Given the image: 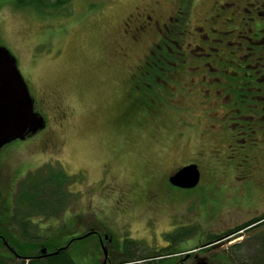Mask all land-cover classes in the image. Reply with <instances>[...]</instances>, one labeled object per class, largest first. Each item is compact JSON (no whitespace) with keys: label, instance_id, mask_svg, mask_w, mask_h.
I'll return each mask as SVG.
<instances>
[{"label":"rangeland","instance_id":"374dc122","mask_svg":"<svg viewBox=\"0 0 264 264\" xmlns=\"http://www.w3.org/2000/svg\"><path fill=\"white\" fill-rule=\"evenodd\" d=\"M197 1L189 17L196 26L212 0ZM0 2V46L47 123L35 139L0 151L3 199L28 175L63 172L66 228H98L117 244L135 242L137 257L168 249L195 255L210 235L264 216V142L233 140L227 99L202 87L201 77L197 83L189 74L143 69L159 38L136 28L151 23L156 30L160 17L176 12L177 0H70L58 11ZM191 164L201 171L200 185L173 188L168 179ZM187 228L196 229L194 238L172 249L166 236ZM256 235L264 239V224L218 249L236 259L232 247ZM248 246L261 261L259 249L253 254ZM72 257L93 263L85 252ZM196 262L208 264L201 256Z\"/></svg>","mask_w":264,"mask_h":264},{"label":"flooded vegetation","instance_id":"af4514ba","mask_svg":"<svg viewBox=\"0 0 264 264\" xmlns=\"http://www.w3.org/2000/svg\"><path fill=\"white\" fill-rule=\"evenodd\" d=\"M196 1L177 0L176 12L169 15L164 22L160 17L161 20L158 19L155 24L156 30L151 27V23L136 28L137 31L145 32V35L156 34L159 38V43L143 62V69L147 74L156 76L189 74L194 76V79L197 78V83L199 76L204 83L202 87L210 88L208 91L218 92L223 83L220 65L223 63L221 60H224L225 64H234L237 68L233 70V66H225L226 74L232 82L241 74L245 92L250 94L249 102H264V0H212L206 6L208 10L197 26L189 18L195 11ZM148 20L153 21L151 17ZM155 62L160 63L159 72L154 71ZM228 126L230 132L233 131L231 122H228ZM231 136L235 140L236 136L232 133ZM32 139L35 137L15 140L10 144L19 143L18 148ZM257 139L264 142L263 136ZM238 141L240 142L238 145H244L242 138ZM2 161L0 154V165ZM41 176L42 178L45 176L43 170ZM21 183L14 188L16 190L14 194H11L13 184L11 185L7 198H2L0 190V258L3 262L15 259L19 264L44 261L59 252L68 254L73 260L72 255L85 252L90 256L92 264H120L124 257L134 255L132 243H129L130 252L127 253L124 250L126 241L117 244L101 229H86L81 234L73 229V226L66 228L64 218L71 209L54 213L49 201L39 210L21 209L22 205L18 206L15 199ZM263 224L261 221L254 227ZM62 229L67 232L65 235ZM192 254L190 252L184 256L179 252L167 250L166 254L164 252L158 254L155 259L124 264H188ZM109 255L112 262L108 260ZM101 257L103 261L100 260Z\"/></svg>","mask_w":264,"mask_h":264},{"label":"trees","instance_id":"16d2710c","mask_svg":"<svg viewBox=\"0 0 264 264\" xmlns=\"http://www.w3.org/2000/svg\"><path fill=\"white\" fill-rule=\"evenodd\" d=\"M21 4L24 6H31L35 9H41V10H51V11H58L63 6H67L70 3V0H18ZM220 65L222 69H220L222 72V88L218 90V95L221 99H227V103L225 105V109L227 110L226 114L228 115V119L226 121L231 122V125L233 126L231 133L233 136H236V138H242L244 141V145H246V142L249 140H252L254 142L258 141L257 138L259 136L264 137V102H249L250 97L249 93L245 92L244 89V83H241V74L235 77L234 82L231 81V79L226 74V68L225 66L228 65L233 66V70L236 68L234 64H229L224 62ZM156 64V70L155 72H159L160 63L155 62ZM237 69V68H236ZM228 84H226V82ZM256 95V93H255ZM254 95V96H255ZM261 133V134H260ZM44 171V170H43ZM67 184V176L64 175L63 172H54L52 173L51 170L47 172V174L42 178L41 171L38 173H35L33 175H29L27 179H24L22 183L19 186V191L15 194V199L17 200L18 206L22 205L23 208H29L33 210L36 208V210H39V208H42L48 201L50 202L51 208L56 213V211H62L66 209L64 207L65 203L67 202V198H64V190ZM47 197V198H46ZM39 198V199H38ZM42 210V209H41ZM56 214H54L55 218ZM263 221L264 222V216L260 218L252 219L251 221H248L242 226L236 227L232 229L231 231L221 234L220 236H214L210 235L206 241L205 244L199 245V247L196 248L198 251L195 255L192 254L190 258L191 264H207L204 262L197 263L196 259L197 257L201 256L205 258L208 261V264H264V239L261 238L260 235H256L251 241H246L245 243H239L235 244L232 249L233 252L236 253L238 256L236 259L233 256L229 255V252L225 250L215 249L213 245L218 244L222 240L231 239L234 236L240 235L247 231H252L254 228H259L257 226L254 227L255 224ZM195 229V228H193ZM192 228L187 229H180L174 234H169L166 237H168L169 243L177 246L178 244L182 242L188 241V239L194 238L193 235L197 233L196 229L195 232L191 231ZM133 248L135 242H129L126 241L124 244V250L128 253L130 252V246ZM246 244V246H245ZM249 244H252V252L258 253L257 248L259 249V255L262 257L261 261H256L250 257L251 255L248 253L249 251ZM172 245V246H173ZM173 246V247H175ZM245 250H247L246 257L250 260L249 262H245L243 259L242 252L244 253ZM169 251V249H168ZM135 254V253H134ZM155 253L148 254L145 256H127L124 257L123 260H121L120 264L124 263H135V262H145L146 259H155L156 255ZM247 259V260H248ZM163 263V262H162ZM0 264H19L16 259L14 261H2L0 258ZM22 264H76L71 257L64 253L59 252L56 255L51 256L47 260H41L37 262H26Z\"/></svg>","mask_w":264,"mask_h":264},{"label":"water","instance_id":"95a60500","mask_svg":"<svg viewBox=\"0 0 264 264\" xmlns=\"http://www.w3.org/2000/svg\"><path fill=\"white\" fill-rule=\"evenodd\" d=\"M45 128L44 117L36 112V103L15 59L0 46V151L11 142L31 138ZM168 183L180 190L197 189L201 183V171L197 164L187 165L174 173ZM213 246L221 248L224 242Z\"/></svg>","mask_w":264,"mask_h":264}]
</instances>
